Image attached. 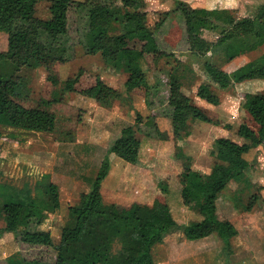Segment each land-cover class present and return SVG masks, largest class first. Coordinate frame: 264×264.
Listing matches in <instances>:
<instances>
[{
    "label": "trees",
    "instance_id": "1",
    "mask_svg": "<svg viewBox=\"0 0 264 264\" xmlns=\"http://www.w3.org/2000/svg\"><path fill=\"white\" fill-rule=\"evenodd\" d=\"M39 2L46 3L45 19L35 15V6ZM117 2L121 6L102 5L92 0H0V32L6 35V50L0 52V64L8 67L7 72L0 73V137L20 141L18 131L48 133L54 129V118L48 110L49 101H42L43 107L29 108L22 105L28 99L29 90L21 72L35 69L48 71L55 64L66 62L68 49L64 40L67 14L71 9L81 29L79 45L85 55H99L103 66L125 73V86H137L147 92L154 89L147 82L144 59L145 52L154 51L155 30L146 23V13L142 11L143 0ZM170 13H174L182 24L189 56L194 58V63L198 62L204 77L217 88L228 90L243 81L264 80V53L231 73L222 70L225 64L235 58L264 45V8L254 18H236L234 12L229 10L196 9L180 2L172 12L165 14L169 17ZM119 16L122 17L123 32L118 36H110L109 26ZM204 29L217 32L214 42L202 38ZM160 55L167 59L170 57L163 52ZM181 72L178 66L173 67L166 84L165 110L176 140L189 135L190 124L194 120L214 123L201 107L181 91ZM79 74L66 79L62 89L74 91ZM100 85L97 80L82 94L97 99L100 97ZM195 96L212 105L218 103L217 95L207 84H200ZM242 108L256 130L253 132L242 124L237 133L251 142L238 144L228 138L215 139L212 155L215 162L210 172L204 176L195 174L204 186V200L196 208L200 221L178 226L165 208H146L145 211L133 206L117 210L105 205L100 183L109 170L107 154H114L130 164H136L139 159V142L122 134L107 148L95 176L85 179L89 185L88 192L77 205L67 209L75 221L71 227L61 229L57 244L53 243L48 231L38 226L43 224L46 212L51 213L59 207L58 186L46 183L45 198L38 201L26 188L18 190L0 184V220L3 223L0 239L4 233H10L27 246H46L54 250L52 261L35 257L23 264H153L152 244L175 231H180L188 241H197L214 234L221 240L222 250L227 251L236 231L229 222L221 221L216 216L215 203L219 194L228 183L238 184L241 189L232 196L233 206L244 212H249L260 198L257 191L251 190L253 185L246 176L251 164L244 155L251 147L264 143V95L245 96ZM4 130L10 132L5 134ZM174 157L181 162L183 172L190 174L191 158L180 147L176 148ZM244 192H247L246 202L243 199ZM182 193H185L184 190ZM183 197L190 202L186 195L183 194ZM20 223L25 228L20 229ZM94 223L105 226L95 245L92 241L96 234V231L93 232ZM84 241H87V247L81 251L79 247ZM114 244L119 245L116 252H113Z\"/></svg>",
    "mask_w": 264,
    "mask_h": 264
},
{
    "label": "rangeland",
    "instance_id": "2",
    "mask_svg": "<svg viewBox=\"0 0 264 264\" xmlns=\"http://www.w3.org/2000/svg\"><path fill=\"white\" fill-rule=\"evenodd\" d=\"M73 1L81 2L84 0ZM92 1L102 5L121 6V3L117 2V0ZM260 1L238 0L242 5L251 6L252 9ZM145 3L144 1V6ZM261 3H263L264 8V1ZM143 8L144 10L146 9V7ZM148 8L151 10V15H146L148 17L147 23L150 28L158 31L155 32L156 43L154 51L145 52L144 72L149 86L154 87L157 91L151 89L152 91L146 92V90L137 86H125L124 84L127 79L125 73L103 66L99 55H85L79 45L81 29L75 22L76 19L72 9L67 14V33L64 40L65 46L68 49L66 62L55 64L48 71L35 69L23 70L21 72V75H24L28 83L29 90L28 99L22 102V105L29 108L43 107L42 101H45V103L49 101L50 106L48 110L54 118V129L48 133H25L24 131H18L17 135L20 137V141L15 140L16 144L12 143L13 140L11 141L9 138L1 136V138L7 139V141H0V184H9L16 188H21L26 184L38 201L44 200V185L49 183L50 180H53L62 188L61 191L59 190V200H61L62 204L53 212H46L49 215L45 216L44 224L38 226L39 229L50 233L54 244H57L60 240L61 229L71 227L74 224L75 218L72 217L73 219H70L67 209L70 206L74 207L77 205L85 195V189L89 188L85 179H91L95 176L98 166L106 154V150L102 146H110L115 140L114 138H118L122 134L130 136L138 142L152 140L151 142H153L155 149L159 148L161 151L159 155L162 161L160 169L151 171L150 175H138L135 178V183L130 185V189L128 188L130 194L136 197L132 199L134 202L130 207L135 206L145 211H147L146 208L150 210L162 209L165 207V203H167L168 195L173 194V196L168 198L174 222L178 226H181L186 222L194 220L195 211L193 209L188 211L186 215L183 213V216H177L179 210L176 205L181 204V201L177 200L179 188L184 189L185 193H182L181 196L186 204L187 201L190 204L194 203L192 200L198 204L203 200L204 186L195 175H185L182 172L181 162L174 157L177 147H180L186 154L187 149L192 151L190 141H187V137L192 133V128L190 125V133L182 141L174 139L172 135L171 124L168 121L169 118L165 110V99L168 74L173 67L178 66L180 71L182 70V91L185 94L188 95L191 92L192 85L207 84L210 86L211 91L217 95L218 103L216 105L209 104L198 97L197 100L202 102L201 104H205L206 108H201L208 117H211L214 122L221 125V128L228 126V132L225 133L218 130V134L221 133L225 137L236 139L235 132L238 131L239 125L242 124L253 130V132L256 130L248 114L243 110L242 102L245 96L254 94L264 95V80L252 81L250 83H247L250 81L247 80L241 82L243 84L238 85V87L233 85L228 90H220L206 78H203L197 61L192 71L196 74L195 77L194 74H191L187 70L190 68L187 65L190 62V58L192 60L194 58L186 57L188 52L186 50V41L184 40L185 36L180 30L179 22L174 16L175 14L170 13L168 17L165 13H156L155 8L149 3ZM35 15L41 19L47 17L45 2H39L35 6ZM244 15H247V13H244ZM161 24L165 27L159 28ZM203 31L209 32V34L213 33L216 37L217 32L214 33L206 29ZM5 50L6 35L0 32V52ZM162 52L170 57L167 59L165 56H159ZM263 52L264 46L256 50V53H252V55L255 56ZM173 60L176 62L173 63ZM236 62L238 63L239 60ZM7 71L8 67L0 64V73L2 74ZM77 73L80 74L74 86V91H64L62 83L66 79L76 76ZM97 80L101 84L99 86L101 88L100 97L92 99L83 95L82 91L92 87L97 83ZM155 94H159V97H156ZM224 100L229 102L233 112L228 113L223 109H221L222 111L219 108L215 109L221 101L225 103ZM150 102L151 106H149ZM201 104L197 103L196 105ZM169 128L173 139L167 136ZM3 132L6 134L10 131L4 130ZM199 133H203L205 136L207 134L208 136L205 138L201 137L196 141L198 158H196L195 162L192 159L191 165L195 163V168L203 172L214 164V157L212 155L215 151L213 145L215 136L212 137L211 129L210 131H199ZM24 135L27 137V144H25ZM95 138L100 142V148L96 150L93 148L96 145L88 143L91 141L95 142ZM246 141L248 143L251 142L247 139ZM41 142L47 143L50 149L53 146L59 148L58 150L56 149L55 156H49L50 159L45 161L47 165H43L44 171L51 173L50 177L49 175H45L46 177L41 178L40 174L43 170H29V165L23 157L17 154L22 148L27 147L31 149V146L34 144V146L36 144L41 146ZM141 144L143 145L142 142ZM253 148L251 147V149ZM142 149L144 150V146H142ZM143 150L142 158L144 156L147 157V155H143ZM260 153H262V157H260ZM2 154L6 157L1 156ZM246 158L253 162L251 165L252 171L248 172L249 180L254 182L257 179V184H263V187L261 186L263 190H257L256 186L251 189L252 192L257 191L262 197L261 200L256 202V204L259 203L257 215L245 217L246 213L244 212L236 211V214H232L228 210L232 209V196L234 192L241 189L239 185L231 183L218 199L219 214L224 218L229 216L228 218L231 219V223L238 230V235L234 239H231V250L234 252L226 254L227 252L222 250V244L215 235L207 237L200 243H192L195 241H188L190 243H186L183 241L181 232L175 231L154 241L151 246L153 264H262L261 256L256 254V250L261 248L264 250V153L251 151ZM121 161L131 167L139 164V159L136 164ZM149 164L150 166L152 165V168L155 167V163ZM143 182L146 187L141 186ZM105 189L106 187H104L103 191ZM165 192H168V194ZM144 194H147L151 200L147 203H137L138 198H144ZM183 194L190 199V202L189 200L186 201ZM246 196L247 192H244L243 199L245 202ZM105 197H107L106 194ZM106 200L108 201V198ZM107 204L110 203L107 202ZM125 204L127 203H116L117 206L110 204L109 207H115L117 210L130 208L128 207L130 204ZM22 224L20 223V229L25 228ZM95 225L97 227L94 226L93 232L96 231V234L95 238L92 239L94 245L97 243L99 234L105 227L98 226V224ZM2 226L3 223L0 220V227ZM241 234H244L245 239ZM250 245L252 248H250ZM86 247L87 241H84L79 249L83 251ZM118 249L119 245L114 244L113 252H116ZM240 249H244V251L247 249L252 254H240V252H237ZM54 256L55 253L52 248L46 246H27L18 242L10 233H4L0 239V264H23L24 261L35 257L52 261Z\"/></svg>",
    "mask_w": 264,
    "mask_h": 264
},
{
    "label": "crops",
    "instance_id": "3",
    "mask_svg": "<svg viewBox=\"0 0 264 264\" xmlns=\"http://www.w3.org/2000/svg\"><path fill=\"white\" fill-rule=\"evenodd\" d=\"M144 1L146 2L145 3V6H144ZM263 1L264 0H261L259 3H256L255 6H254V8L252 9L251 6H247V5L244 6V5H242L241 3L238 2V0H164V1L163 0H143V7H146V9L144 10V8H143L142 11L145 12V13H147L146 15H151V12H150L151 10L148 8V3H149L151 6H153L155 8V11H157L156 13H169V12L173 11L176 8V5L178 3L181 2V3L187 4L191 8H196V9H204V10H229V11H232V12H234L236 14V18H242V17L254 18V17H256V16L259 15V11L263 8V3H261ZM244 13H247V15H244ZM121 18L122 17H119V18L113 20V22L109 26L108 34L110 36H118V35H121L122 34L123 31H122V19ZM147 18L148 17L146 16V23H147ZM177 20L179 22V27H180L181 32H183V28H182L181 22H180V20L178 18H177ZM163 24H161L159 28L165 27ZM147 25H149V24L147 23ZM156 31H158V30H155V32ZM155 32H154V39L156 38L155 37V34H156ZM201 35H202V38L203 39L208 40L210 42H214L216 40V37L213 35V33L209 34V32L202 31V34ZM155 43H156V41H155ZM263 46H261V47H263ZM252 53H256V51H252V52L246 53V54H244V55H242L240 57L235 58L234 60H232L229 63L225 64L222 67V70L225 71L226 73H231V72L235 71L236 69H238L239 67L245 65L246 63L252 61L253 59H255L256 57H258L260 55V54H257L255 56H253ZM263 53H261V54H263ZM186 57H189L190 58L189 54H186ZM246 57H249V58H246ZM237 60H239L238 63L236 62ZM187 65L190 66V68L187 69L188 72H190L191 74H194L195 77H196V74L192 72L193 69H194L195 63L193 62V60L191 58H190V62ZM200 73L202 74L203 78H205L204 75H203V73L202 72H200ZM168 76H169V74H168ZM252 81H257V80H250L247 83H250ZM240 84H243V83L234 84V85H235V87H238V85H240ZM198 85H192L191 86V89L192 90H191V92L188 93V95L185 94L182 91L183 88H181V91L183 92V94H185L186 96L190 97L194 104H197V103H200L201 104L202 103V102L198 101L197 100L198 98L195 96V94H196L195 91H196V88H197ZM242 94H244V93H242ZM166 95H167V93H166ZM189 95H191V96H189ZM152 96H153V94H152ZM155 96L156 97H159L156 94H155ZM224 102L225 103H223V101H221L220 104L217 107H215V109L216 108H219L220 110L223 109L224 111H227L228 113L229 112H233L232 108H230L229 102L226 101V100H224ZM149 106H151V102H150ZM198 106L206 108L205 104H201V105H198ZM209 118L211 119V117H209ZM168 121H170V120H168ZM168 125H169V122H168ZM190 125H191V128H192L191 129L192 130V133H190V135L187 137V141H190V147H191V150L192 151H190L189 149H187V154L185 152H183V153L185 155L189 156L191 158V160L193 159V162H195L196 161V158H198V153H197V148H196V146H197L196 145V141H198L199 138H201V137L205 138L206 136H208L207 134L205 136V134L199 133V131H204V130L210 131V129H211L212 134H213L212 137L215 136L214 140L215 139H220V138H228V137L223 136V134H221V133L218 134L219 131H224L225 133L228 132L229 131L228 130L229 129L228 126L227 127H224L223 126L221 128L220 127L221 125L217 124L216 122H214L212 124H209V123H204V122H200V121H194ZM169 127H170V125H169ZM21 132H23V131H21ZM24 132L25 133H28L29 131H24ZM29 133H37V132H29ZM167 136H169L170 138L173 139V137H171L170 128L167 130ZM23 137L26 140L27 137L25 135ZM235 137H236V139H231V138H228V139H230V140H232V141H234V142H236L238 144H242V143H246L247 144L248 143V141H246L244 138H242L241 136L238 135L237 131L235 132ZM116 138L117 137H115L114 139H116ZM10 140L12 141V139H10ZM182 140H180V141H182ZM0 141H7V139H3V138L0 137ZM143 141H140L139 142V144H140V150H139V164L138 165H134L132 167L131 166H127V164H124L121 161V159L118 158L117 156H115L114 154H109L108 155L109 170H108L107 176L100 183V193L102 195L103 202L105 203V205L110 206V204H111V205L117 206L116 203H118V204L119 203H127L125 205L130 204V205H128V207H130L131 204L134 202L132 199L136 198L135 196L131 195L130 192H129L130 191L129 190L130 189V185H132V183H135V180H136L135 178L138 175H140V174L141 175H145V174L150 175V172L151 171L160 169V167H161L160 163L162 162L161 161V158H159V155H160V152H161L160 149L159 148L158 149H155L153 142H151L152 140H148V141L143 140ZM141 142L143 143V145L141 144ZM12 143L13 144H16V141L13 140ZM27 143H28V141L26 140L25 141V144H27ZM88 143H92L93 145H96V146H93V148L95 150L98 149V148H100V146H99L100 145V142H99V140H96V138H95V142H92L91 141V142H88ZM34 145L31 146L32 147L31 149H29L27 147L20 149L17 152V154L20 155V157H23V159L29 165V168H28L29 170H31V171H35V170L42 171L43 170V172L40 174L41 178L43 176H45V175H49V177H50L51 176V173H49L48 171H44L45 168L43 167V165H47V163L45 161L47 159H50L49 156H52V155L55 156L56 155V152H57V150L59 148H56L57 146H53L50 149V147L47 146L48 144L45 143V142H43V143L41 142L40 143L41 146H38L39 144H36V146H34ZM142 146H144V150L142 149ZM102 147L105 150H107V148L109 146L108 145H104ZM142 150H143V155L145 154V155H147V157H145V156H144V158L141 157L142 156ZM145 151H146V153H145ZM251 151H254V152H257V153L258 152H263L264 153V143L263 144H260V145H257L256 148L254 147L253 149H250L249 150L250 153H251ZM249 152L244 155V158L246 160H247L246 157L249 155ZM260 154H261L260 157H262V153H260ZM1 156L6 157V156H4V154H2ZM3 159H6V158H3ZM259 159H261V158H259ZM247 161L251 165L253 164V162L251 160H247ZM35 162H37V163L35 164ZM214 162H215V160H214ZM149 163H151V164L155 163V167L152 168L151 167L152 165L150 166ZM212 166H210L209 168H207L206 171L201 172V171H199V170H197L195 168V163H193V165H191V167H190V170H191V173L190 174H193V175L198 174L200 176H204V175H206V174H208L210 172V169H211ZM249 171L251 172L252 169L250 168V169H248L246 171V176L247 177H248V172ZM182 172H183V170H182ZM185 175H189V174H185ZM32 179H34V178H32ZM256 181H257V179L254 180V182L250 180V182L253 185V188L256 186L257 187V190H259V191L260 190H263L262 189V187H263L262 185L263 184H257ZM50 182L53 183V184H55V185H57L58 186V189L60 191L62 190V188L59 187V185L56 184L53 180H50ZM231 183L232 184H236L234 182L228 183V185L226 186V188L219 194V196H218L215 204H216V216H217V218L219 220H221V221H227V222H229L233 226V228L235 229L236 235L231 238V239H234L238 235V230L231 223V219L228 218L229 216H227V217L224 218L218 212V206H219L218 205V199H219L220 195L228 188V186ZM7 185H9V184H7ZM236 185H238V184H236ZM10 186L15 187L13 185H10ZM141 186L142 187H146V185H145L144 182L142 183ZM104 187H106L105 191H103ZM23 188H26L29 191V193L32 196H34V194L31 193L32 190L29 187H27L26 184H24L23 187L17 188V189L19 190V189H23ZM88 189L87 188L85 189L86 190L85 194L87 193ZM183 190L184 189L179 188V190L177 191L178 192V196H177L178 199L177 200L181 201V204L176 205L177 208H178V210H179V213L177 214V216L178 217H181V216H183V213H184V215H186V213H188V211H191L193 209L195 211L194 220H192L190 222H186L185 224H189V223H192V222H198V221H200L201 220L200 219L201 217H200L199 213L196 211V208H197L198 205H200L203 202L204 196H203V200H202L201 203L196 204L195 201L192 200V202H194V203H191V204L187 205V204H185V202L183 201L182 196H181ZM107 192H108V194H107ZM165 193L168 194V192H165ZM105 194H106L107 197H105ZM203 194H204V188H203ZM171 196H173V194H169L168 195L169 198ZM259 196H260L259 200H261L262 197H261L260 194H259ZM143 197L144 198H138L139 200L137 201V203H147V202H149L151 200V199L148 198L147 194H144ZM168 197H167V203H165V207L164 208L167 209L170 212L171 216H172L173 215V212H172V209L170 207V201H169V198ZM106 198H108V201L106 200ZM106 201L108 203H110V204H107ZM59 202H60V204H62L61 200H59ZM258 204L259 203H257V204L255 203V205L252 207V209L249 212H244V211H242L240 209H235L234 206H232V209H228V210L231 211L232 214H236L237 212H244V213H246V216L245 217H248V216L249 217H254L255 215H257V211H258V207L257 206H258ZM154 210H156V209H154ZM48 215L49 214H46L45 216H48ZM69 217H70L71 220L73 219L72 218L73 216H71L70 214H69ZM173 219H174V217H173ZM212 235H214V234H211V235H209L207 237H210ZM241 236L244 238V234H241ZM207 237H205L203 239H200V240H197V241L192 242V243H200V242L204 241ZM183 241L186 242V243H190L185 238H183ZM220 242H221V240H220ZM221 244H222V242H221ZM247 244H248V242H247ZM231 247H232V244H231V240H230V248L227 251H225V252H227L226 254H232L234 252V251L231 250ZM250 248H252L251 245H250ZM246 250L244 251V249H242V250L240 249L237 252H240V254L243 253V254H247V255H251L252 254V252H250L248 250L246 251ZM256 254L261 256V263L264 264V250L262 248L261 249H257L256 250Z\"/></svg>",
    "mask_w": 264,
    "mask_h": 264
},
{
    "label": "built area",
    "instance_id": "4",
    "mask_svg": "<svg viewBox=\"0 0 264 264\" xmlns=\"http://www.w3.org/2000/svg\"><path fill=\"white\" fill-rule=\"evenodd\" d=\"M218 36V34H216V37Z\"/></svg>",
    "mask_w": 264,
    "mask_h": 264
}]
</instances>
